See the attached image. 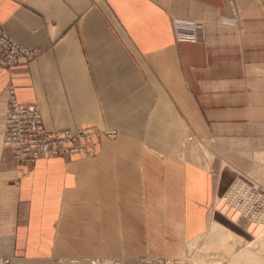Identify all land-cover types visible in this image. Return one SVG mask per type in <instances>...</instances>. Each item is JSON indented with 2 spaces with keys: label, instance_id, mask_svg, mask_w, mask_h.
<instances>
[{
  "label": "crops",
  "instance_id": "crops-1",
  "mask_svg": "<svg viewBox=\"0 0 264 264\" xmlns=\"http://www.w3.org/2000/svg\"><path fill=\"white\" fill-rule=\"evenodd\" d=\"M0 26L36 51L0 72L1 264H164L214 223L245 238L223 194L226 165L264 183V146L237 132L264 123V0H0ZM11 87L45 129L115 134L19 173Z\"/></svg>",
  "mask_w": 264,
  "mask_h": 264
},
{
  "label": "built area",
  "instance_id": "built-area-1",
  "mask_svg": "<svg viewBox=\"0 0 264 264\" xmlns=\"http://www.w3.org/2000/svg\"><path fill=\"white\" fill-rule=\"evenodd\" d=\"M35 55L34 49L19 44L0 26V72L12 70L20 58L28 62ZM9 91L11 96L4 118L2 144L22 164L17 169L19 173H24L42 156L69 154L94 158L98 152V138L115 134L114 130H101L94 126L45 129L39 105L20 102L12 87ZM237 180L238 186L234 185ZM223 200L247 222L264 215V189L243 175L237 174L231 181Z\"/></svg>",
  "mask_w": 264,
  "mask_h": 264
},
{
  "label": "bare ground",
  "instance_id": "bare-ground-1",
  "mask_svg": "<svg viewBox=\"0 0 264 264\" xmlns=\"http://www.w3.org/2000/svg\"><path fill=\"white\" fill-rule=\"evenodd\" d=\"M202 148L206 152L205 148ZM237 182L238 180L234 185L238 186L239 183ZM248 224L254 227H261L259 233L251 241L236 235L224 226L214 223L209 230L205 231L207 232L206 235L203 234L206 239L202 242V246L214 248L212 252H207L208 258L218 260L219 264H264V215H259L253 222H248ZM200 237H203L202 234L189 240V247H194ZM201 248L203 249L204 247ZM221 255L225 257L224 261ZM100 264H114V262L109 260L100 262Z\"/></svg>",
  "mask_w": 264,
  "mask_h": 264
},
{
  "label": "rangeland",
  "instance_id": "rangeland-1",
  "mask_svg": "<svg viewBox=\"0 0 264 264\" xmlns=\"http://www.w3.org/2000/svg\"><path fill=\"white\" fill-rule=\"evenodd\" d=\"M237 132L247 134V138L251 141L253 148L258 147V146H264V123L246 124L242 127H239L237 129ZM194 138L195 137L193 135L190 136V139L187 141V147L191 143V140H193ZM213 142L217 147L223 148L227 151L228 150L230 151V149H231L228 142H226V141H213ZM215 159H221V158L216 155ZM246 160L248 162H252L253 159L251 157L247 156ZM226 166H228V168L231 172H234L232 180L237 176V174H240L236 170H234L232 167H230L229 165H226ZM240 175H243L244 177L252 180L253 182L255 180L250 173L249 174L247 173V175H244L241 173ZM259 185L264 189V183L259 181ZM247 225H248V222L244 220V225H243L244 232L242 230L237 229V227H234V225L231 223L229 224L228 227L231 228L232 230H234L236 233L245 237L244 239L251 241L259 233V231L261 230V227H255V230H254L253 235H252V233H250L247 230V228H246ZM203 232L204 231H202L196 235V236H199L202 234L203 237H200L198 239V241L196 242L194 247H189V245L187 243L186 250H185V252L181 258L176 259V260H172L168 263L165 262L164 264H219L218 260L208 258L207 252H212L214 250V248H210V247L207 248L206 246H202V242L206 239V238H204L203 234L206 235V233H207V232H204V233ZM192 238H194V237H192ZM201 247H204V248L206 247V248L202 249ZM223 257L224 256L221 255V258L224 261L225 257L224 258Z\"/></svg>",
  "mask_w": 264,
  "mask_h": 264
}]
</instances>
